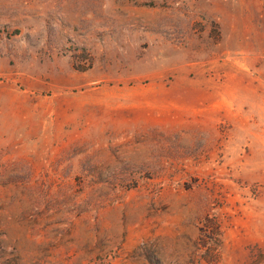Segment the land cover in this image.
Masks as SVG:
<instances>
[{"label": "rangeland", "instance_id": "1", "mask_svg": "<svg viewBox=\"0 0 264 264\" xmlns=\"http://www.w3.org/2000/svg\"><path fill=\"white\" fill-rule=\"evenodd\" d=\"M0 264H264V0H0Z\"/></svg>", "mask_w": 264, "mask_h": 264}]
</instances>
